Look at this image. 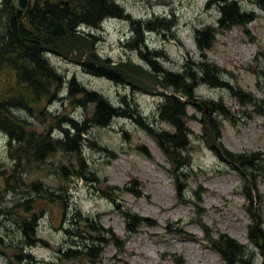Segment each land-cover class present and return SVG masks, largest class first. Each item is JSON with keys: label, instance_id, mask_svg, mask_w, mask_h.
I'll return each instance as SVG.
<instances>
[{"label": "rangeland", "instance_id": "1", "mask_svg": "<svg viewBox=\"0 0 264 264\" xmlns=\"http://www.w3.org/2000/svg\"><path fill=\"white\" fill-rule=\"evenodd\" d=\"M12 1L17 3V0ZM117 1L131 15L130 18H106L98 28L82 26L83 30L96 35V50L109 59L108 63L127 60L149 66L140 52L135 27L153 20L157 22L155 28L144 32L147 48L143 53L169 70H181L190 58L200 59L196 31L208 25L218 26L223 2ZM240 2L243 9L255 13V19L245 26H234L219 33L216 43L206 50V54L222 68L225 81L233 88L254 94L258 108L264 111V9L250 0ZM4 6L0 0V8ZM47 56L68 84L75 79L80 85L102 93L113 106L131 112L133 116L127 113L117 115L105 126L91 124L89 132L82 134L85 139L80 154L58 150L39 162L33 161L32 157L29 160L16 159L17 142L14 140L12 145L9 144V137L0 133V207L11 206L18 199L25 201L31 195L33 201L35 194L31 193L28 184L34 180H40L64 197L63 203L56 196L50 202L41 199L35 203L33 209H38V213L43 210V214L38 219L35 234L30 237L12 215L0 216V264H94L86 257L63 256L62 251L72 245L73 239L65 231L69 226V219L65 216L70 214L65 215L64 209L71 213L81 209L90 216H100L101 226L111 228L125 240L124 251L106 244L97 264L113 260L116 264H122L124 260L131 264H179L175 260L179 256L188 264H225L220 253L205 238L204 224L246 243L250 248L248 264H264L261 249L250 243L247 235L251 222L247 207L255 208L258 202L252 204L245 196L242 173L210 148L204 133V123L209 124V118L205 121V117H217L221 126L219 142L225 148L236 152L263 150L264 114L259 113L254 104H242L226 86L215 87L208 83L196 86L195 92L201 100L222 103L231 115L226 118L217 110L205 108L203 111L189 106L192 143L186 151L189 162L184 174H180L185 185L182 192L185 200H181L166 154L137 120L141 115V121L155 129L172 128L157 116L164 97L155 82L144 78V87H133L91 74L74 58L67 59L50 52ZM9 83V74L5 73L0 81V98H4ZM75 95L70 96L68 86L64 85L57 97L36 102L31 109L16 110L17 118L26 122L27 130L45 133L49 129L53 136H58L60 127L67 126L64 123L67 117L83 124L93 113L94 104L81 103V96ZM145 150L150 151L149 156ZM79 156L83 158L86 174L80 178L61 168L66 164L68 168L77 169ZM94 173L99 177L98 181L91 179ZM64 183L67 188L59 190ZM108 184L110 195L104 192ZM126 186L138 187L143 194L136 196L126 191ZM258 188L263 195L262 204L260 210H254L264 218V177L258 180ZM202 189L206 190L198 198L195 190ZM127 206L154 219L155 224L143 225L137 233L128 235L120 210ZM15 209H20L16 217L25 215L22 207ZM38 235L49 239L53 247L36 241L34 236Z\"/></svg>", "mask_w": 264, "mask_h": 264}, {"label": "trees", "instance_id": "2", "mask_svg": "<svg viewBox=\"0 0 264 264\" xmlns=\"http://www.w3.org/2000/svg\"><path fill=\"white\" fill-rule=\"evenodd\" d=\"M250 1L264 9V0ZM27 3L28 0H17V3L12 0H3L5 6L0 8V81L3 80L5 73L9 74L10 80L5 89L7 91L3 95L4 98H0V133L9 137V144L12 145L14 140L17 142L16 159L29 160L32 157L33 161H44L47 156L53 155L58 150L80 154L85 139L82 134L89 132V125L105 126L115 116L126 113L133 116L131 112L121 111L119 107L113 106L102 93L80 85L75 79L68 84V80L48 58L47 52L67 59L74 58L91 74L106 76L133 87H144V78L155 82L164 97L158 107L157 116L170 124L172 128L155 129L141 121V115L137 120L154 136L166 154L169 171L175 177L177 193L181 200H185L182 196L185 185L181 182L180 174H184V168L189 162L186 151L192 143L190 138L192 129L188 122V118L191 117L188 111L189 106L201 108L203 111L207 106L211 110H217L222 117L226 118L231 115L224 104L208 99L201 100L195 92L196 86L199 83H208L215 87H229L242 104H254L257 111L264 114V111L258 108L257 97L251 92L233 88L223 79L222 68L210 60L206 54V50L216 43L219 33L232 29L234 26H245L255 19V13L243 9L240 0H223L220 4L221 16L218 26L208 25L197 29L196 39L201 50V57L198 60L188 59L181 70L163 68L153 57L147 56L146 52L143 53L147 48L144 32L155 28L157 22L153 20H146L142 23V27H135L140 52L147 59L149 66L127 60L108 63L109 59L96 50L94 45L96 35L89 30H83L82 25H87L90 29L98 28L106 18H130L131 15L124 11L117 0H34L28 10ZM64 85L68 86L70 96L76 97L75 94L81 96V103L94 104L92 115L86 117L83 124L67 117L64 122L67 126L60 127L61 132L58 136H53L49 129L45 133L27 130L26 122L17 118L16 110L31 109L36 102L57 97L60 88ZM209 104H212V107ZM208 118L209 124L204 123L208 145L221 159L231 162L235 169L240 170L245 180L243 193L252 201V204L258 202L255 208L250 205L247 207L251 214L247 235L250 243L261 249L264 259V218L254 210H260L262 204L261 196L263 195L259 191L258 180L264 177V149L236 152L225 148L219 142L220 120L209 115L205 117V121ZM145 151L149 156L150 151ZM78 159L77 169L68 168L66 164H62L61 168L64 172L69 171L70 174L79 178L86 176L83 171V158L79 156ZM91 179L98 181L99 177L94 173ZM28 186L31 193L35 194L34 200L31 201V195L25 201L18 199L11 206L0 207V216L7 213L12 215L15 222L19 223L26 235L30 237L35 234L38 219L43 214V210L38 213V209H33L36 206L35 203L41 199L50 202L55 196L63 203L64 197L63 194L56 193L49 186H45L40 180H34ZM109 186L108 184L104 191L107 195H110ZM65 188H67L65 183L58 187L59 190ZM125 189L136 196L143 194L138 187L126 186ZM205 190H195L196 196L200 198ZM36 197L38 200L35 199ZM16 207H22L25 215L16 217L20 210L15 209ZM120 210L126 221L128 235L137 233L143 225L155 224L154 219L128 206ZM64 213L70 214L69 217L65 216L69 219V226L65 231L73 238L72 245L62 251L64 257H86L91 263L97 264L101 260L106 244H113L118 250L124 251L125 240L111 228L101 226L100 216H90L81 209H77L74 213L64 209ZM8 218H10L9 215ZM204 226L205 238L211 247L220 253L225 264H248L250 248L246 243L227 232L210 229L206 224ZM75 228L78 230H74ZM175 260L179 264H188L182 256L176 257ZM104 264H116V261ZM122 264L131 263L124 260Z\"/></svg>", "mask_w": 264, "mask_h": 264}, {"label": "water", "instance_id": "3", "mask_svg": "<svg viewBox=\"0 0 264 264\" xmlns=\"http://www.w3.org/2000/svg\"><path fill=\"white\" fill-rule=\"evenodd\" d=\"M31 4V0H28V5ZM2 173V172H1ZM4 173V172H3ZM34 239L46 246H50V247H53V245L51 244V241L49 239H47L46 237H43V236H34Z\"/></svg>", "mask_w": 264, "mask_h": 264}, {"label": "flooded vegetation", "instance_id": "4", "mask_svg": "<svg viewBox=\"0 0 264 264\" xmlns=\"http://www.w3.org/2000/svg\"><path fill=\"white\" fill-rule=\"evenodd\" d=\"M33 1H34V0H31V4H32ZM31 4L28 5V3H27V10H28V8L31 6ZM27 10H26V12H27Z\"/></svg>", "mask_w": 264, "mask_h": 264}]
</instances>
